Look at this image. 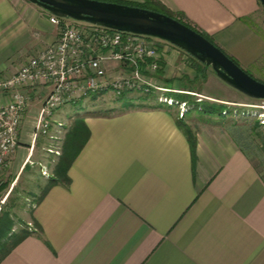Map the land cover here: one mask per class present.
I'll return each mask as SVG.
<instances>
[{
  "label": "crops",
  "instance_id": "obj_1",
  "mask_svg": "<svg viewBox=\"0 0 264 264\" xmlns=\"http://www.w3.org/2000/svg\"><path fill=\"white\" fill-rule=\"evenodd\" d=\"M158 1L185 13L242 67L264 57L254 22L258 0ZM58 35L46 10L29 0H0V73H17ZM180 55L172 49L161 63L164 83L199 91L190 81L200 76L195 63ZM174 59L185 72L175 73ZM26 91L19 144L1 175L11 188L37 178L42 190L28 215L29 234L0 264H264V177L229 132L185 120L197 138L193 148L174 106L93 111L80 118L88 138L66 179L57 169L60 141L75 117L55 114L49 134L35 136L50 87ZM9 100L0 93V103Z\"/></svg>",
  "mask_w": 264,
  "mask_h": 264
},
{
  "label": "built area",
  "instance_id": "obj_2",
  "mask_svg": "<svg viewBox=\"0 0 264 264\" xmlns=\"http://www.w3.org/2000/svg\"><path fill=\"white\" fill-rule=\"evenodd\" d=\"M49 19L59 26L57 41L29 59L17 73L11 76L0 73V93L10 95L7 103H0V172L8 167L19 144V131L30 105L27 88L40 91L50 87L35 136L48 135L56 112L67 104L108 91L121 96L166 90L156 86L153 76L168 57V42L51 13ZM112 62L116 65L109 67ZM158 101L179 105L181 115L187 109L186 102L180 103L163 92ZM58 126L61 128L64 123L58 122ZM49 151L61 154L59 149ZM43 174L48 176L46 170Z\"/></svg>",
  "mask_w": 264,
  "mask_h": 264
},
{
  "label": "rangeland",
  "instance_id": "obj_3",
  "mask_svg": "<svg viewBox=\"0 0 264 264\" xmlns=\"http://www.w3.org/2000/svg\"><path fill=\"white\" fill-rule=\"evenodd\" d=\"M258 1L261 7L259 9V13L254 16V22L256 23L255 29L259 30L256 33L261 36V39L264 40V7L260 0ZM158 40L164 42L162 39ZM169 44L170 45H168L167 48L168 56H170V51L175 49L181 53L179 57L180 60H182L183 57L185 60H188V66L190 63L192 64V61L195 63L194 67H197L196 71L200 74V76L195 78L193 81H190L192 82V87H197L199 91L192 90L188 92L185 91V89H179L174 81L170 83L171 87L169 88L168 83H164L165 78L162 77V70L153 77L155 78L156 86L165 88L166 90L155 89V91L165 92V96L173 97V99L179 101L180 103L186 102L187 109L184 112V115H181L180 106L174 105V108L178 110V114L184 119V121H192L195 118H198L202 123H214L217 124L218 127H221L223 131L229 132L237 144L252 158L253 162L264 177V99H254L241 93L221 80L211 67L205 68L207 66L206 64H204L205 67H203V65L201 67L193 59L194 57L188 52L171 43ZM174 53V55H176V52ZM180 60L175 62L176 60L174 59V65L176 66L175 73L176 71H179L180 73L186 71H184L183 67L180 69L177 68V65L180 64ZM244 69L257 79L264 82V57L257 58L255 63ZM167 89H170V92H167ZM202 91L206 94H203ZM182 95H187L188 97ZM158 96L159 93H155L154 91L148 94L132 92L121 96L116 95L112 91H108L106 93L92 96L91 98H86L76 104H67L58 110L56 114H60L65 119H71L72 117H75L72 120L71 126L68 128L69 130L76 125L75 122L77 119L81 118L83 115H87L90 112L103 111L116 113L117 111L123 110L124 108H132L140 104H147L148 102L159 103ZM200 100L220 103L225 107L227 106L226 109H230V112L232 111V113L228 115H225L226 113H224L223 116H220L217 113L213 115L209 113L202 114L199 111L201 110V107L199 106L198 110L197 106L195 105L197 102L201 103ZM63 127H61L62 130ZM189 127L191 126L189 125ZM64 135L65 132L62 134L60 145L63 144ZM1 174L2 173L0 172V182L5 185L6 182L3 180L4 176L2 177ZM36 181L37 178H35V180H31L28 183H23V181H21L19 184H16V186L14 185L13 188L7 184L3 191L0 192V214L8 213L14 221L13 233L15 235L12 237L11 235L9 236L12 239H14L16 236L18 237L23 235V231H28L31 227V224L28 220V215L31 212V209L35 206V203L42 190L37 187Z\"/></svg>",
  "mask_w": 264,
  "mask_h": 264
},
{
  "label": "water",
  "instance_id": "obj_4",
  "mask_svg": "<svg viewBox=\"0 0 264 264\" xmlns=\"http://www.w3.org/2000/svg\"><path fill=\"white\" fill-rule=\"evenodd\" d=\"M29 1L61 18L162 39L211 67L221 80L241 93L264 99L263 81L248 73L203 34L166 13L108 0ZM260 2L264 7V0Z\"/></svg>",
  "mask_w": 264,
  "mask_h": 264
},
{
  "label": "trees",
  "instance_id": "obj_5",
  "mask_svg": "<svg viewBox=\"0 0 264 264\" xmlns=\"http://www.w3.org/2000/svg\"><path fill=\"white\" fill-rule=\"evenodd\" d=\"M108 1H115V2H120V3L132 4V3H127V2H124V1H120V0H108ZM132 5H137V6H141V7H144V8H148V9H152V10H156V11H159V12L166 13V14H168V15H170V16L178 19V20H180L181 22L185 23L186 25L190 26L191 28L197 30L198 32L203 34L205 37H207L209 40H211L216 45H218L207 32L201 30L196 25H194L188 19V17L185 15V13L171 11L170 9H168L165 5H163L158 0H144V2L141 3V4H132ZM230 57L234 61L237 62V60L234 59L232 56H230ZM193 59L201 67H202V65H203V67H205L204 63H202L201 61H199L195 57ZM205 68H210V67L206 66ZM94 96H96V95H94ZM182 96L188 97L187 95H182ZM195 105L197 106V109H198L199 106L201 107V110H199V109L198 110L202 114L209 113V114L213 115V114L217 113L220 116H223L224 113H226L225 115H228V114L232 113V111L230 112V109L229 110L226 109L227 106L225 107L224 105H222L220 103H217V102H214V101L201 100V103L197 102V103H195ZM94 112L97 113V114H102V113L110 114L109 112H103V111H97V112L94 111ZM75 124L76 125L73 126L71 129H69L67 134H66V138H65V141L63 143V155L61 157V161L57 165V169L59 170V173L62 174L65 178L67 176L66 173L68 171L69 166L71 165V162L79 154L81 148L83 147L85 141L88 138V133H89L88 128H87L85 122L82 119H80V118L77 119ZM180 126L183 129V131L189 136V139L191 141V146L193 148H195L196 145H197L196 135L193 134V131H192L191 127H189L188 123L185 122L183 118H181V120H180ZM6 185H7L6 183H5V185H3V183L0 182V192L3 191V189L6 187ZM13 225H14V221L9 216L8 213H1L0 214V261L19 242H21L25 238V236H27L29 234V230L28 231L25 230V231H23V233H24L23 235L18 236V237L16 236V237H14V239H12L11 237L15 235L13 233ZM10 235H11V237H9Z\"/></svg>",
  "mask_w": 264,
  "mask_h": 264
}]
</instances>
